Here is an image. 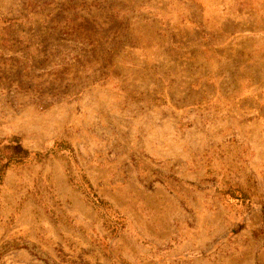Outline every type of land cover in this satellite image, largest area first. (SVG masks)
<instances>
[{
    "label": "rangeland",
    "instance_id": "obj_1",
    "mask_svg": "<svg viewBox=\"0 0 264 264\" xmlns=\"http://www.w3.org/2000/svg\"><path fill=\"white\" fill-rule=\"evenodd\" d=\"M0 264H264V0H0Z\"/></svg>",
    "mask_w": 264,
    "mask_h": 264
},
{
    "label": "trees",
    "instance_id": "obj_2",
    "mask_svg": "<svg viewBox=\"0 0 264 264\" xmlns=\"http://www.w3.org/2000/svg\"><path fill=\"white\" fill-rule=\"evenodd\" d=\"M18 161H21V158H16V157H13V158H10L9 160H7L6 162L4 163H0V174L4 173V171L6 170V168L8 166L11 165V163L13 162H18Z\"/></svg>",
    "mask_w": 264,
    "mask_h": 264
}]
</instances>
